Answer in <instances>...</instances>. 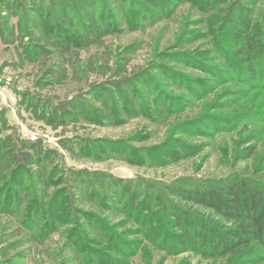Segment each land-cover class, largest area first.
<instances>
[{
  "label": "rangeland",
  "instance_id": "obj_1",
  "mask_svg": "<svg viewBox=\"0 0 264 264\" xmlns=\"http://www.w3.org/2000/svg\"><path fill=\"white\" fill-rule=\"evenodd\" d=\"M66 1L0 0V264H229L153 232L165 200L188 208L172 191L264 156L263 92L226 58L264 0Z\"/></svg>",
  "mask_w": 264,
  "mask_h": 264
},
{
  "label": "trees",
  "instance_id": "obj_2",
  "mask_svg": "<svg viewBox=\"0 0 264 264\" xmlns=\"http://www.w3.org/2000/svg\"><path fill=\"white\" fill-rule=\"evenodd\" d=\"M81 3L86 5L90 3V0H76V2L67 0L63 10L71 11L72 14L75 6ZM205 6L211 7V5H200L204 10H209ZM91 7H87L89 8L87 13L93 14ZM105 18L107 19L108 15ZM254 19L251 11L246 10L232 21L233 25L231 24L228 33L231 49L226 55L227 68L245 77L251 90L256 89L264 95V7ZM48 24L50 27L47 31L50 33L54 32V27L62 31L61 25L56 24V21L52 23L49 21ZM214 42L215 50H221L223 45L219 44L218 38ZM241 116L238 115V119H229L237 121L241 119ZM21 145L24 148L30 147L24 141ZM253 148H246L243 156L248 157L253 154ZM157 150H161L160 147H157ZM179 152L165 151V154L172 160L181 159L187 155L186 153L180 156ZM17 164L13 171L15 177L23 166L20 162ZM263 170L264 156L258 160V167L251 175L232 173L213 179H194L189 184L181 185L178 192L175 189L172 193L188 204V208L165 200L161 208L163 213L157 218L162 219L157 221L160 228L154 229L153 237L157 240L165 237L177 248L198 249L200 247L202 252L212 257L228 256L229 264H264V181L257 177V174ZM85 187L83 184L81 188L84 190ZM121 189L118 193L124 195L130 212L136 210L141 217L151 209V203H148L150 197H147L148 199L141 197V199L133 189H130L128 193L125 187ZM1 194L2 192L0 196ZM7 202L9 201H3V205ZM17 202H20L19 199ZM194 206L208 213L194 211L191 209ZM18 209L19 206L16 205L14 213ZM163 225L168 226L170 230L165 231ZM175 229L179 231H174Z\"/></svg>",
  "mask_w": 264,
  "mask_h": 264
}]
</instances>
